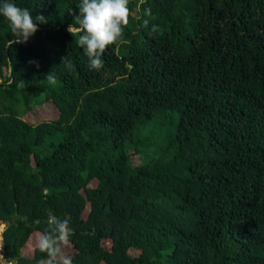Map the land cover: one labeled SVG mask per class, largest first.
Wrapping results in <instances>:
<instances>
[{"label": "trees", "instance_id": "16d2710c", "mask_svg": "<svg viewBox=\"0 0 264 264\" xmlns=\"http://www.w3.org/2000/svg\"><path fill=\"white\" fill-rule=\"evenodd\" d=\"M13 2L48 21L0 16L3 256L46 260L51 213L72 264H264V0H129L99 70L80 0Z\"/></svg>", "mask_w": 264, "mask_h": 264}, {"label": "clouds", "instance_id": "9594fccd", "mask_svg": "<svg viewBox=\"0 0 264 264\" xmlns=\"http://www.w3.org/2000/svg\"><path fill=\"white\" fill-rule=\"evenodd\" d=\"M128 4L129 0H80L78 12L73 13L76 27L70 24L67 30L77 35L76 42L88 58L90 69L99 70L103 67L104 51L122 38L124 28L129 23ZM146 11L150 13V9ZM0 16L8 21L14 37L9 42L10 46L26 43L38 30L37 24H45L48 21L43 13L36 15L34 19L27 8L17 6L13 0H0ZM47 78L54 82L53 76L49 75ZM34 223L39 224L40 221L35 220ZM46 224V229L37 232L35 236V248L47 255V259L41 260L39 264H72V258L62 250V246L68 244L73 232L68 220L50 213ZM2 246L0 243V248Z\"/></svg>", "mask_w": 264, "mask_h": 264}, {"label": "rangeland", "instance_id": "374dc122", "mask_svg": "<svg viewBox=\"0 0 264 264\" xmlns=\"http://www.w3.org/2000/svg\"><path fill=\"white\" fill-rule=\"evenodd\" d=\"M41 114L44 115L45 118H47V117H48V118H52V117H54L52 114L46 113L45 110H42V109L39 110V109H37V108H34V109H33V116L38 117V116H40ZM0 243H2V242H0ZM0 252L2 253L3 251L0 250ZM0 261H2L3 264H9L8 262L4 261L3 258H0ZM12 264H14V263L12 262Z\"/></svg>", "mask_w": 264, "mask_h": 264}, {"label": "water", "instance_id": "95a60500", "mask_svg": "<svg viewBox=\"0 0 264 264\" xmlns=\"http://www.w3.org/2000/svg\"><path fill=\"white\" fill-rule=\"evenodd\" d=\"M5 225H6V223H1V224H0V233H1L2 230L4 229ZM0 239H1L0 242H2V236H1V235H0ZM0 250L3 251V248H0ZM0 253H1V252H0ZM2 258H3L4 261L8 262L9 264H12V262H11L10 260H8L7 258H5V257L3 256V253H2Z\"/></svg>", "mask_w": 264, "mask_h": 264}]
</instances>
